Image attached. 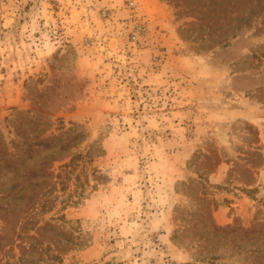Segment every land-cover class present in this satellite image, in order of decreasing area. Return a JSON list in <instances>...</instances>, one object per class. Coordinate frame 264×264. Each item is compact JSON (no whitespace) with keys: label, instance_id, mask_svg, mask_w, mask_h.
<instances>
[{"label":"rangeland","instance_id":"rangeland-1","mask_svg":"<svg viewBox=\"0 0 264 264\" xmlns=\"http://www.w3.org/2000/svg\"><path fill=\"white\" fill-rule=\"evenodd\" d=\"M0 154L22 264H264V0H0Z\"/></svg>","mask_w":264,"mask_h":264},{"label":"trees","instance_id":"trees-1","mask_svg":"<svg viewBox=\"0 0 264 264\" xmlns=\"http://www.w3.org/2000/svg\"><path fill=\"white\" fill-rule=\"evenodd\" d=\"M29 113V112H28ZM20 116H25L23 114H19ZM38 117H41V115H38ZM26 125H28V131L21 133V136L23 139L26 141L32 140L30 137H32V130L34 126H37V118L33 117H27L26 118ZM37 139V135H34V140ZM50 141V139L46 140H40L36 142L38 145H44L45 143ZM36 144V145H37ZM45 146V145H44ZM29 150L31 146L28 147ZM1 155V154H0ZM15 158V155L13 156ZM79 156L75 155L69 159L68 162H63V161H58L57 163L60 164V166L57 168V173L56 175L54 174L55 180L60 179L61 175L70 172L74 167H76L77 164V159ZM13 159L12 161H9L8 165H11V168H13V171L18 173L19 169L15 166ZM56 163L53 162L52 165ZM6 166V163H4ZM51 165V166H52ZM21 168H23L25 165L21 162L19 164ZM45 166H42L38 168L37 170H27L26 173L23 172L20 174L19 179L21 181H15L13 188H12V194H7L6 196L2 195L3 198H8V196L12 197L14 199L13 201H22L25 199V208L21 212H16V207L17 205H14L13 207L9 205H1L0 206V212H2L1 219L4 222V233L0 235V242H4L3 247H7L9 249H13L15 246L16 242H19L20 245L18 247L22 249V252L19 257H17L16 263L15 264H22L24 262V255L25 254H32L33 252L39 251L40 253H47L46 258L50 261H56L59 259V257L56 254H53V251L51 249L50 244H46L44 248L42 247V241H44V236L42 234H38L39 227H38V221H34V216L37 215L35 214V211H37L39 208L45 209L47 207V203L44 201H36L37 198V192L35 191L36 185L33 180L41 177H46V176H52L53 172H50L51 167L45 171ZM2 158L0 156V169H2ZM16 176V175H15ZM26 182L27 185H29L30 195L27 197L25 196L24 190L27 188L26 187ZM25 185V187L23 186ZM18 189V190H17ZM21 192V193H20ZM35 192V193H34ZM40 211V210H39ZM20 213V214H19ZM46 227V226H45ZM45 229V228H44ZM43 229V231H44ZM34 232L36 236H30V233ZM42 231V232H43ZM41 248V249H40ZM33 261H29L30 264H32ZM0 264H7L2 263L0 261Z\"/></svg>","mask_w":264,"mask_h":264},{"label":"built area","instance_id":"built-area-1","mask_svg":"<svg viewBox=\"0 0 264 264\" xmlns=\"http://www.w3.org/2000/svg\"><path fill=\"white\" fill-rule=\"evenodd\" d=\"M130 6L132 7V6H133V4L131 3V4H130Z\"/></svg>","mask_w":264,"mask_h":264}]
</instances>
